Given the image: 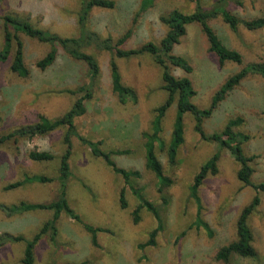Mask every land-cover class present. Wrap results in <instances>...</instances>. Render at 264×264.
Here are the masks:
<instances>
[{
    "label": "rangeland",
    "instance_id": "obj_1",
    "mask_svg": "<svg viewBox=\"0 0 264 264\" xmlns=\"http://www.w3.org/2000/svg\"><path fill=\"white\" fill-rule=\"evenodd\" d=\"M113 8L92 7L87 27L100 37L114 41L131 30L120 47L136 48L147 41L156 44L165 35L167 26L160 17L178 8L192 12L196 3L190 0H154L153 5L140 11L141 0H114ZM215 0H200L203 6ZM227 10L241 19L264 17V0H226ZM81 0H0V49L2 47V20L6 13L23 16L35 26L61 36L78 35V12ZM219 39L242 55V64L219 63L209 51L205 35L197 23L187 25L186 33L172 52L183 56L192 66L186 74L169 64L177 77L188 75L196 90L192 101L201 109L207 108L219 86L250 61H264V29H247L239 24L233 31L216 16L209 20ZM23 41L24 62L29 69L27 77L10 70L9 59L0 64V136L21 126L34 123L39 115L55 119L65 113L80 94H72L81 85L90 84L91 97L86 100V112L74 118L76 131L91 140H102L104 151L128 149L129 153L115 155L116 163L127 169H138L140 176L131 184L142 189L143 195L159 210L162 229L155 245L139 248L156 219L145 208L139 210V220L133 222L132 211L138 200L123 178L114 173L99 157L91 154L86 145L71 138L69 164L71 175L65 181L57 179L60 155L65 149V127L28 139L11 138L0 145V234L23 235L30 239L48 220L52 212L45 209L9 212L11 207L25 203H50L58 198L61 188L66 191L70 208L84 223L103 227L97 231L98 245L91 243V235L82 225L61 212L56 221V235L48 231L35 245L33 264H264V191H256L237 177L239 164L231 153L215 141L200 137L194 129V118L183 115V142L175 159L170 162L168 144L176 116V100L161 118L159 136L162 145L155 142V152L164 174L172 183L162 192L157 180L145 167L144 133L151 132L155 108L162 104L167 92L162 87V68L151 55L143 53L129 58L114 57L121 82L130 86L135 101L121 103L112 90L109 60L106 50L86 48L99 65V73L90 78L87 65L70 57L58 44L56 58L45 69L36 61L51 48L48 43L18 33ZM241 118L233 127L249 136L242 144L244 154L254 156L251 164L252 184L264 181V77L251 74L245 77L204 119L206 133L221 131L230 119ZM30 150H48L55 157L50 161H33ZM218 154L217 172L208 174L198 187L200 216L211 230L196 226L197 204L191 195L193 178L213 154ZM52 177L50 182H25L7 189L9 183L25 176ZM61 183H64L63 186ZM124 188L126 207L120 206V190ZM258 195L259 204L249 215L247 224L252 232L254 257L232 254L227 260L216 259L217 251L236 239V222L242 208ZM24 241H6L0 245V264H23Z\"/></svg>",
    "mask_w": 264,
    "mask_h": 264
},
{
    "label": "trees",
    "instance_id": "obj_2",
    "mask_svg": "<svg viewBox=\"0 0 264 264\" xmlns=\"http://www.w3.org/2000/svg\"><path fill=\"white\" fill-rule=\"evenodd\" d=\"M196 3L192 12H183L178 8L170 10L166 15L160 17L161 21L167 26L165 35L156 44L152 41H147L136 48L120 47L130 35L131 30H127L123 35L118 37L115 41L111 37H100L99 34L90 30L86 23L89 11L92 7L113 8L115 6L114 0H81V7L78 12V35L76 36H61L55 32L35 26L31 21L23 16L13 13H6L1 17L2 20V47L0 49V64L7 61L12 54L10 60V70L15 72L20 77H27L29 69L24 62L23 41L18 33L34 38L40 42L48 43L50 50L40 59L36 61V66L40 69H45L50 66L56 58V45L61 48L72 58L83 61L87 67L91 79L96 77L99 73V65L96 58L86 51V48L94 47L97 50H106L112 55L109 60V68L111 75L112 90L116 93L119 102L126 103L128 101H135L136 94L134 90L127 85H124L120 79L118 66L114 57L129 58L135 55L148 53L156 64L162 68V87L167 92L165 101L155 108V116L152 120L151 132L144 133V157L145 167L152 171L156 177V188L158 192H162L166 187L172 183V179L164 174L160 160L155 152V142L162 145V140L159 136L161 131V118L166 109L171 103L176 100V116L173 123L171 139L168 144L167 152L170 162H173L179 146L183 142V115L190 113L194 118V129L200 137L207 141H215L222 148H226L234 160L239 164L237 170V177L245 185H252L256 191H264V181L252 184L251 175L254 171L252 167V160L254 156L244 154L242 144L249 139L247 134L237 132L233 127L239 124L241 118L230 119L225 127L218 132L206 133L203 128L204 119L209 117L214 109L240 82L251 74H258L264 77V61H250L243 65L237 72L229 76L215 91L211 102L207 108H199L192 98L196 95V90L188 75L177 77L173 75L169 69V64L182 69L186 74L191 73L192 66L183 56L174 54L172 52L175 44L179 43L181 37L186 33V27L189 24L197 23L201 31L206 37L209 51L213 52L219 63L234 62L242 64L243 59L239 51L227 47L218 37L209 23V20L221 16L223 21L235 31L239 24H242L247 29L253 30L258 28L264 29V17H254L251 19H241L226 9V0H215L207 6H203L200 0H190ZM154 0H141L140 11L147 9L153 5ZM72 94H80L73 102L71 107L61 116L55 119H49L44 115H39L37 121L30 123L15 131L0 136V145L11 138L32 137L40 134L51 132L57 128L65 127L63 135V144L65 149L60 155L57 179L65 181L71 175V168L69 159L71 156V138H75L81 144L86 145L91 154L99 157L111 168V170L120 175L124 182L129 186L132 194L138 200V205L132 211L133 222L137 223L139 220V210L145 208L151 212L157 221V225L150 231L149 237L146 241L139 244V248H144L149 245H155V238L157 233L162 229V223L158 207L149 201L142 193V189L131 184V179L140 176L138 169H127L119 166L115 159V155L127 154L128 149H114L104 151L101 148L102 140H91L76 131L74 125V118L86 112V100L91 97L90 84L81 85L73 90H67ZM55 155L48 150H30L28 158L33 161H50ZM218 154H213L205 163H203L199 171L193 178L191 186V195L197 204V221L196 226L203 227L205 230H211L206 222L200 216V199L197 195L198 187L208 174L217 172ZM52 177L33 175L25 176L22 180L9 183L6 188H14L25 182H50ZM64 183H61L63 186ZM66 191L64 187L61 188L58 198L50 203H25L21 201L19 205L11 207L9 212H23L27 210L45 209L52 212L51 217L46 220L39 228V230L30 239H25L23 235H12L9 233L0 234V245L6 241H24L25 249L23 253L22 263L33 264L34 248L42 235L51 231V239L54 240L56 235V221L61 212L74 221L80 223L82 227L90 233L91 243L97 246L96 232L108 231L103 227H95L84 223L78 214H76L68 205L66 199ZM120 206L125 208L127 203L124 197V188L120 190ZM260 198L258 195L253 196L252 200L245 205L236 222V239L227 245L222 246L216 253V259L227 260L232 254H237L242 257H254L256 249L252 245L253 235L247 224L249 215L254 211L259 204ZM85 261L80 263H66V264H85ZM57 264V263H54Z\"/></svg>",
    "mask_w": 264,
    "mask_h": 264
}]
</instances>
